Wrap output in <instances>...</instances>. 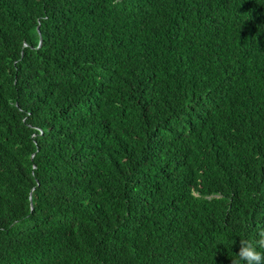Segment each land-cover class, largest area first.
<instances>
[{"label": "trees", "instance_id": "obj_1", "mask_svg": "<svg viewBox=\"0 0 264 264\" xmlns=\"http://www.w3.org/2000/svg\"><path fill=\"white\" fill-rule=\"evenodd\" d=\"M262 234L264 0H0V264H233Z\"/></svg>", "mask_w": 264, "mask_h": 264}, {"label": "clouds", "instance_id": "obj_2", "mask_svg": "<svg viewBox=\"0 0 264 264\" xmlns=\"http://www.w3.org/2000/svg\"><path fill=\"white\" fill-rule=\"evenodd\" d=\"M236 257L233 264H264V234L258 241L241 239L240 250Z\"/></svg>", "mask_w": 264, "mask_h": 264}, {"label": "water", "instance_id": "obj_3", "mask_svg": "<svg viewBox=\"0 0 264 264\" xmlns=\"http://www.w3.org/2000/svg\"><path fill=\"white\" fill-rule=\"evenodd\" d=\"M30 205H31V203H30ZM31 207H32V205H31Z\"/></svg>", "mask_w": 264, "mask_h": 264}]
</instances>
